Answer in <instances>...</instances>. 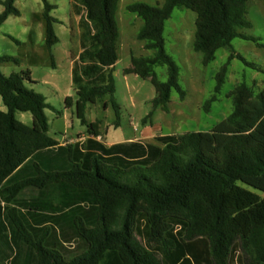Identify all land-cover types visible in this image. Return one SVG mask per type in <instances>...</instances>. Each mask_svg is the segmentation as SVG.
I'll use <instances>...</instances> for the list:
<instances>
[{
	"label": "trees",
	"instance_id": "trees-1",
	"mask_svg": "<svg viewBox=\"0 0 264 264\" xmlns=\"http://www.w3.org/2000/svg\"><path fill=\"white\" fill-rule=\"evenodd\" d=\"M45 44L57 42L53 9L46 0ZM16 0L1 2L0 25L19 16ZM84 12L80 51L71 83L75 116L89 137L60 144L47 135L42 95L28 90V70L0 72V264H264V88L245 82L228 97L232 111L208 132L158 135L154 143L106 145L99 123L85 111L105 95L116 115L113 66L118 60V0H75ZM249 0H162L134 3L127 11L143 24L136 37L149 57H131L123 74L149 79L153 108L167 111L170 93L182 99L179 70L165 52L164 23L174 9L195 13L194 52L207 66L221 48L227 61L215 75L208 111L224 83L235 38L256 43L242 31ZM19 60L1 56L0 64ZM165 67L166 80L154 68ZM73 105L70 97L64 100ZM28 112L30 127L15 118ZM148 115H151L148 114ZM147 115V116H148Z\"/></svg>",
	"mask_w": 264,
	"mask_h": 264
},
{
	"label": "rangeland",
	"instance_id": "rangeland-1",
	"mask_svg": "<svg viewBox=\"0 0 264 264\" xmlns=\"http://www.w3.org/2000/svg\"><path fill=\"white\" fill-rule=\"evenodd\" d=\"M3 1L0 0V13ZM46 2L53 7L49 16L53 19L52 30L57 42L50 50L45 44L42 1L16 0L14 7L19 16L10 15L0 25V57L10 56L18 59L19 63H2L0 72L9 76L28 70L30 81H24L25 88L42 95L48 105L44 110L47 135L61 144L73 143L88 136L86 126L81 125L75 116L76 96L71 83L72 62L80 51V21L84 12L75 0ZM134 3L155 6L157 3L160 5L162 0H118L115 11L119 32L118 60L112 72L113 98L119 107L118 126H114L116 115L109 95L88 105L85 111L88 123H99L102 141L111 143L135 138L140 142L154 143L153 137L158 135L208 132L231 113L232 104L228 95L235 85L245 82L255 94L264 88V0H249L246 18L251 28L242 31L246 36L257 39L256 43L239 38L231 42L233 54L243 57L253 68L232 59L227 66L224 83L207 112L203 109L204 102L213 95L215 75L230 52L223 48L217 50L214 60L203 66L201 54L193 50L195 13L174 9L164 23V48L178 67V83L185 96L181 99L172 90L167 111L153 108L152 100L156 93L150 80L123 74L132 56L149 57L152 54L136 37L142 20L126 9ZM154 71L159 81L166 80L165 67L157 66ZM66 97L72 99L71 107L66 106ZM5 110L0 98V111ZM15 118L28 127L32 125L28 112H15Z\"/></svg>",
	"mask_w": 264,
	"mask_h": 264
},
{
	"label": "crops",
	"instance_id": "crops-1",
	"mask_svg": "<svg viewBox=\"0 0 264 264\" xmlns=\"http://www.w3.org/2000/svg\"><path fill=\"white\" fill-rule=\"evenodd\" d=\"M89 136H90V135L86 136V138L89 137ZM154 137H155V136H154ZM154 137H153V138H154ZM101 138H102V136H99V137H97L96 139H97L98 141H101V142L105 143L106 145H112V144H115V143H122V142H130L129 140H122V141H121V140H117V141H115V142L113 141V142H111V143H106V142L102 141ZM84 139H85V138H84ZM84 139H83V140H84ZM80 141H82V140H80ZM132 141H138V140H135V138H134V140H132ZM60 144H61V143H60Z\"/></svg>",
	"mask_w": 264,
	"mask_h": 264
}]
</instances>
